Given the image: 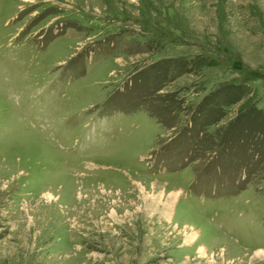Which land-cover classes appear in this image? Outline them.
<instances>
[{
	"label": "rangeland",
	"instance_id": "obj_1",
	"mask_svg": "<svg viewBox=\"0 0 264 264\" xmlns=\"http://www.w3.org/2000/svg\"><path fill=\"white\" fill-rule=\"evenodd\" d=\"M0 264H264V0H0Z\"/></svg>",
	"mask_w": 264,
	"mask_h": 264
},
{
	"label": "crops",
	"instance_id": "obj_2",
	"mask_svg": "<svg viewBox=\"0 0 264 264\" xmlns=\"http://www.w3.org/2000/svg\"><path fill=\"white\" fill-rule=\"evenodd\" d=\"M118 121L120 122L119 128H117V125L115 124L112 126L108 125L107 127L117 128V134L113 135L116 136V139L110 140L111 142L115 141V145H113V147L109 145V147H112V149L114 147L116 149L118 148L119 150L117 151V154H120L122 157L119 161H125V163L129 161L135 163L137 159L146 154L147 149L149 150L152 147H156L159 143V137L165 130L164 127H161L160 123L155 121V118L141 111L133 114L125 113L120 116L117 115L112 123ZM127 138L133 143H137L139 146L145 147V149L135 152L134 154H125L124 148L126 150Z\"/></svg>",
	"mask_w": 264,
	"mask_h": 264
},
{
	"label": "trees",
	"instance_id": "obj_3",
	"mask_svg": "<svg viewBox=\"0 0 264 264\" xmlns=\"http://www.w3.org/2000/svg\"><path fill=\"white\" fill-rule=\"evenodd\" d=\"M245 119L243 118V119H241V123L244 125V123H245V121H244ZM240 123V124H241ZM236 134V133H235Z\"/></svg>",
	"mask_w": 264,
	"mask_h": 264
}]
</instances>
